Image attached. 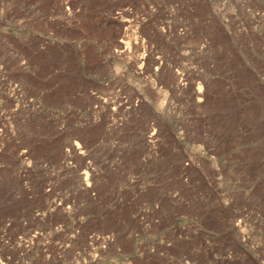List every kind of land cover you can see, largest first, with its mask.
<instances>
[{"label":"rangeland","instance_id":"obj_1","mask_svg":"<svg viewBox=\"0 0 264 264\" xmlns=\"http://www.w3.org/2000/svg\"><path fill=\"white\" fill-rule=\"evenodd\" d=\"M221 1L0 0V264H264V0Z\"/></svg>","mask_w":264,"mask_h":264},{"label":"built area","instance_id":"obj_2","mask_svg":"<svg viewBox=\"0 0 264 264\" xmlns=\"http://www.w3.org/2000/svg\"><path fill=\"white\" fill-rule=\"evenodd\" d=\"M230 1H231V0H222L221 3L224 5V4H226V3L230 2ZM179 74H181V72H179ZM181 78H182V77H181ZM155 133H156L155 130H153V132L151 133V136H154ZM86 172H87V171H84L83 173H85V175H86V174H87ZM88 186H90L89 183H88ZM36 233H38V232H36ZM90 238H91V240L94 241V235H91Z\"/></svg>","mask_w":264,"mask_h":264}]
</instances>
